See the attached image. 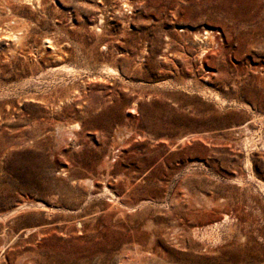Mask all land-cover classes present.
<instances>
[{
    "label": "rangeland",
    "instance_id": "obj_1",
    "mask_svg": "<svg viewBox=\"0 0 264 264\" xmlns=\"http://www.w3.org/2000/svg\"><path fill=\"white\" fill-rule=\"evenodd\" d=\"M0 264H264V0H0Z\"/></svg>",
    "mask_w": 264,
    "mask_h": 264
}]
</instances>
